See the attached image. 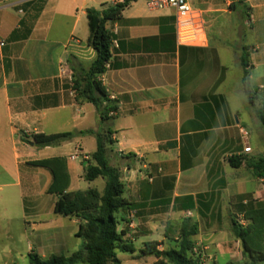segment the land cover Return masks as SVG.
I'll return each mask as SVG.
<instances>
[{
	"label": "crops",
	"instance_id": "crops-1",
	"mask_svg": "<svg viewBox=\"0 0 264 264\" xmlns=\"http://www.w3.org/2000/svg\"><path fill=\"white\" fill-rule=\"evenodd\" d=\"M127 1L0 0V240L18 239L44 259L80 250L81 222L54 213L53 175L32 163L66 159L69 190L86 191L95 182L85 188L86 160L97 140L78 135L37 147L26 142L31 135L111 133L108 158L123 173L125 197L134 205L116 220L136 251L150 242L167 250L189 221L198 227L196 245L224 253L233 221L264 202V181L247 165L264 155V125L242 87L246 52L256 107L264 114V0H191L206 24L201 47L178 43L173 9L130 2L108 25L112 58L101 83L119 109L101 124L93 104L76 100L68 76L97 56L88 44L87 10ZM232 63L241 77L230 75ZM240 128L250 133V153ZM130 211L136 215L129 218Z\"/></svg>",
	"mask_w": 264,
	"mask_h": 264
},
{
	"label": "trees",
	"instance_id": "trees-1",
	"mask_svg": "<svg viewBox=\"0 0 264 264\" xmlns=\"http://www.w3.org/2000/svg\"><path fill=\"white\" fill-rule=\"evenodd\" d=\"M129 0L124 4L102 5L101 9H88L90 36L88 44L96 51V59L89 68L80 67L74 71L72 89L79 103L93 104L104 123L113 116L110 113L119 109L118 101L110 99L108 92L102 86L99 78L106 73L107 64L112 58L113 34L108 25L119 20L128 7ZM240 3L243 0L239 1ZM247 17H245L246 19ZM246 51V50H245ZM242 57L244 93L253 106L257 118L264 125V114L257 109L258 96L254 91L249 77V66ZM78 135H94L97 140V149L86 160L84 179L93 182L98 179L105 181L103 192L97 189L86 191H70V175L67 162L64 158H54L32 163L51 171L53 182L48 190L57 197L54 213L62 217H75L80 219V228L77 237L83 241L80 250L69 257L52 256L44 259L37 252L29 254L31 264H121L117 258V251L135 253L131 242L124 241V232H117L116 215L123 209L134 207L125 197L126 185L123 173L119 168L113 167L108 158V144L112 143L111 133L100 130H89L79 134L65 132L54 135L37 134L31 141L37 147L58 146L63 142L71 141ZM252 174L264 181V155L248 162ZM244 218L248 221L245 227L236 219L233 221V234L241 243L242 254L250 260V264H259L264 261V202H256L247 209ZM198 234V227L189 221H184L180 230V240L176 241L170 249L159 251L158 242L145 244L141 251L143 256L153 255L156 264H200L192 255L196 243L193 237Z\"/></svg>",
	"mask_w": 264,
	"mask_h": 264
},
{
	"label": "rangeland",
	"instance_id": "rangeland-1",
	"mask_svg": "<svg viewBox=\"0 0 264 264\" xmlns=\"http://www.w3.org/2000/svg\"><path fill=\"white\" fill-rule=\"evenodd\" d=\"M215 35L210 34V37L213 38ZM230 75L239 78L242 76V69L239 66H234L233 63L230 65ZM104 180L98 179L95 182L91 183L92 188L98 190H103ZM90 183L85 182V188H88ZM83 191V190H82ZM244 218V216H243ZM59 219H63L59 217ZM241 219V218H239ZM238 219V220H239ZM237 220V219H236ZM245 222L243 226L248 225V221L244 218ZM118 234L121 232L117 224ZM162 237L158 236L157 238ZM30 242H34V247L38 248L37 241L35 237H32ZM83 243V241H82ZM175 242L174 244H177ZM173 244V245H174ZM136 246L139 248L141 246V241L136 243ZM224 247L226 252L224 253H215L214 249H208L204 252L205 257L207 258V264H250V260L244 257L242 254L241 243L236 239L233 233H230L225 239ZM72 247L67 250H63L61 253H71ZM169 247L168 249H170ZM31 253V252H30ZM26 248V244L19 242L18 239H2L0 240V264H31L30 263V254ZM117 258L121 264H156L157 259L155 256H143L140 250H137L135 253L121 252L117 251ZM15 262V263H14ZM83 264V263H78ZM259 264H264V261L259 262Z\"/></svg>",
	"mask_w": 264,
	"mask_h": 264
},
{
	"label": "built area",
	"instance_id": "built-area-1",
	"mask_svg": "<svg viewBox=\"0 0 264 264\" xmlns=\"http://www.w3.org/2000/svg\"><path fill=\"white\" fill-rule=\"evenodd\" d=\"M126 1V0H121ZM147 6L151 11H159L163 9H173L175 12V27L177 33L178 43L182 46L189 47H201L206 42V24L204 16L201 10L196 9L192 6L191 0H146ZM5 45L4 42L0 41V47ZM67 65H62L61 71L64 76L67 75ZM106 69H109L107 64ZM103 76V75H102ZM102 76L99 78L101 81ZM69 81L74 83V78L71 74L68 76ZM75 92H73L74 94ZM116 112L110 113V116L115 117ZM28 134V133H27ZM240 134L242 141L245 144V153L251 152L249 145L250 133L245 128H240ZM32 137L34 135H31ZM79 158V153L72 155L70 160L74 161ZM136 215V211H130V217ZM237 220L241 225H244L243 216ZM205 249L202 246L195 245L192 250L193 257L200 262V264H207V258L204 255Z\"/></svg>",
	"mask_w": 264,
	"mask_h": 264
},
{
	"label": "water",
	"instance_id": "water-1",
	"mask_svg": "<svg viewBox=\"0 0 264 264\" xmlns=\"http://www.w3.org/2000/svg\"><path fill=\"white\" fill-rule=\"evenodd\" d=\"M32 145H34L33 143H31Z\"/></svg>",
	"mask_w": 264,
	"mask_h": 264
}]
</instances>
